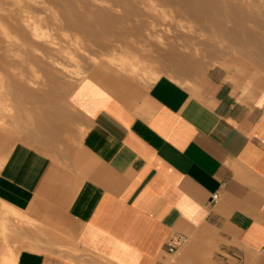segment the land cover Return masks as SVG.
Returning <instances> with one entry per match:
<instances>
[{
  "label": "crops",
  "instance_id": "obj_1",
  "mask_svg": "<svg viewBox=\"0 0 264 264\" xmlns=\"http://www.w3.org/2000/svg\"><path fill=\"white\" fill-rule=\"evenodd\" d=\"M133 79L72 89L70 156L10 152L0 199L47 236L14 264H264V91L241 98L221 66L189 87Z\"/></svg>",
  "mask_w": 264,
  "mask_h": 264
},
{
  "label": "rangeland",
  "instance_id": "obj_2",
  "mask_svg": "<svg viewBox=\"0 0 264 264\" xmlns=\"http://www.w3.org/2000/svg\"><path fill=\"white\" fill-rule=\"evenodd\" d=\"M183 1L0 0V176L15 146L62 159L78 150L83 121L67 98L89 79L122 88L166 75L189 87L221 66L241 98L263 92L264 0ZM65 115L58 143L38 139ZM43 237L0 199V264Z\"/></svg>",
  "mask_w": 264,
  "mask_h": 264
},
{
  "label": "bare ground",
  "instance_id": "obj_3",
  "mask_svg": "<svg viewBox=\"0 0 264 264\" xmlns=\"http://www.w3.org/2000/svg\"><path fill=\"white\" fill-rule=\"evenodd\" d=\"M191 0H184L183 2L185 3V4H187L188 2H190ZM204 6H205V8L208 6V7H210L211 8V6L214 8V6L216 5V6H219V5H217L216 3L214 4V2H212L211 0H199ZM174 3V2H173ZM177 3H178V1H177ZM182 4V2H179L178 4ZM193 3V2H192ZM191 3V4H192ZM170 4V3H169ZM200 4V3H199ZM198 4V5H199ZM173 5V4H172ZM183 5V4H182ZM197 5V6H198ZM193 6V5H192ZM185 7H187V6H185ZM192 9V8H191ZM190 9V10H191ZM208 9V8H207ZM212 9V8H211ZM210 11H212V10H210ZM208 13V12H207ZM187 14V13H186ZM233 14H234V12H233ZM188 16V15H187ZM239 16H240V14H239ZM190 17V16H189ZM238 17V16H237ZM241 17V16H240ZM193 18V17H192ZM233 18V17H232ZM239 18V17H238ZM234 19H236V18H234ZM233 20V19H232ZM242 20V19H241ZM197 21H199V19L197 20ZM196 21V22H197ZM246 21V20H245ZM211 22V21H210ZM243 22V21H242ZM218 23H220V22H218ZM241 23V22H240ZM251 23V22H250ZM221 24V23H220ZM241 24H243V23H241ZM213 25H215V24H213ZM223 26V25H222ZM221 27V26H220ZM231 27H232V25H231ZM223 28V27H222ZM263 28V27H262ZM249 29V28H248ZM223 30H225V29H223ZM262 30V29H261ZM221 33V32H220ZM223 34V33H222ZM255 34V33H254ZM260 34V33H259ZM258 34V35H259ZM220 35V34H219ZM230 35H232V33H230ZM250 35V34H249ZM261 35V34H260ZM254 36H256V35H253V37ZM247 37V36H246ZM252 37V38H253ZM235 38H236V36H235ZM254 39H256V38H254ZM235 41V40H234ZM252 41V40H251ZM256 41V40H255ZM253 42V41H252ZM258 44V43H257ZM236 47V46H235ZM259 47V46H258Z\"/></svg>",
  "mask_w": 264,
  "mask_h": 264
},
{
  "label": "built area",
  "instance_id": "obj_4",
  "mask_svg": "<svg viewBox=\"0 0 264 264\" xmlns=\"http://www.w3.org/2000/svg\"><path fill=\"white\" fill-rule=\"evenodd\" d=\"M216 198H217V195L214 194V195L212 196V199H213V200H216ZM181 241H182V238H178L176 242H181ZM173 250H174V246H170L169 251L172 252Z\"/></svg>",
  "mask_w": 264,
  "mask_h": 264
}]
</instances>
